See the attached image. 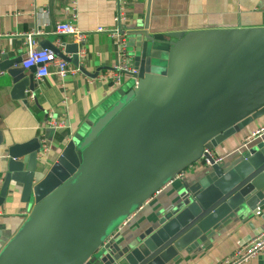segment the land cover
Here are the masks:
<instances>
[{"label":"water","instance_id":"95a60500","mask_svg":"<svg viewBox=\"0 0 264 264\" xmlns=\"http://www.w3.org/2000/svg\"><path fill=\"white\" fill-rule=\"evenodd\" d=\"M150 2L143 27L125 34L129 70L122 74L126 85L137 84L81 123L48 170L39 138L10 145L0 128V207L31 205L0 249V264L175 263L264 205L263 136L222 163L208 157L194 180L171 187L166 204L117 231L207 157L205 150L214 152L264 116V27L152 32ZM45 47L90 78L101 71L80 65L76 43L61 42V51L48 42L39 50ZM22 61L0 59V74L10 80L11 99L28 106L37 68L24 70Z\"/></svg>","mask_w":264,"mask_h":264},{"label":"crops","instance_id":"0c3cea01","mask_svg":"<svg viewBox=\"0 0 264 264\" xmlns=\"http://www.w3.org/2000/svg\"><path fill=\"white\" fill-rule=\"evenodd\" d=\"M49 0H0V59L20 57L29 51L28 35L36 41L35 50L52 42L63 51L61 42L75 43L73 37H59L56 25L71 22L86 34L82 43L85 59L80 60L88 73L101 71L90 78L80 71L58 78L54 69L45 77H33L37 85L33 100L28 93V106L10 97V80L0 74V128L11 144H21L39 138L48 147V170L81 123L106 111L118 98V91H127L125 84L112 85L104 77L121 66L120 40L126 33L143 27L147 0H126V21L120 24L121 34L110 35L117 25L114 17L117 0H54L53 15L48 13ZM55 25V26H54ZM264 27V0H151L149 29L152 32H189L201 29ZM98 28L103 31H97ZM37 33V35H33ZM43 49H48L47 47ZM71 69L73 64L68 63ZM21 67V64L20 66ZM79 70V69H78ZM28 72V71H27ZM121 75V74H120ZM121 77V76H120ZM126 79V78H125ZM264 126V116L242 132L229 138L215 155H224L237 149L256 129ZM40 142V143H41ZM4 148L0 147V177ZM195 165L183 175L185 181L194 180L203 170ZM173 185L166 187L148 201L132 219L122 227L126 232L166 204ZM30 205L5 204L0 207V249L14 236L29 213ZM259 214L246 211L238 215L224 229L204 242L205 249L197 248L183 253L179 261L170 264H220L239 245L250 242L264 232V205ZM247 264H264L259 255Z\"/></svg>","mask_w":264,"mask_h":264},{"label":"built area","instance_id":"2783aa9c","mask_svg":"<svg viewBox=\"0 0 264 264\" xmlns=\"http://www.w3.org/2000/svg\"><path fill=\"white\" fill-rule=\"evenodd\" d=\"M126 9H127L126 0H117V11L114 17V22L117 25V27L112 32L106 31L109 32L110 35L113 36L115 35L116 37H118V35L121 34L120 24L126 21ZM97 31L100 32L103 31V29L98 28ZM56 34L59 37H63V36L73 37L75 43L79 46V50H78L79 61L85 59V51H83L82 48H80L82 46V43L85 42L86 39L85 33L78 31L71 22H66L56 25ZM33 35H37V33ZM28 42H29V51L21 63V67L24 70H28L31 67H36L37 68L36 76L42 78L49 75L50 74L49 69L53 68L54 74L60 79L65 78L67 75L75 74L79 72L78 68L71 69L66 61L57 57L51 50L48 49L35 50L34 47L36 46V41L32 40L31 35H28ZM119 56L121 59V66L118 69H116V72L110 73L104 77L105 80L109 81L114 86H119L121 84L120 76L123 75L122 73L129 70V67L126 62L127 52H126V40L124 34L120 40ZM132 73H135V71H132ZM134 82H135L134 84L136 85L137 79H135ZM263 136H264V126L260 129H256L249 137L243 140L241 145L237 147L236 150L230 153H225L224 155H215L214 152L205 150L204 154H206L207 157L202 156L198 162L193 164V166L198 165L199 167H203V168L209 166L210 159L208 157H211L215 164L222 163L236 151L245 149L248 146V144H250L253 140L260 139ZM47 152H48L47 144L45 141H43L41 142L40 158L43 159L44 156L47 155ZM183 175L184 173L177 175L168 185L183 179ZM168 185L164 186L161 190H159L156 193V196L160 192H162V190L168 187ZM136 212L131 216H129L120 225L117 231H120L122 227L127 225V223L132 219V217L136 214ZM22 214L24 216L28 215L27 212H23ZM258 214L259 211L257 212V215ZM259 255L264 257V232L256 236L252 240H250L249 243L237 246L232 251V253L228 257H226L220 264H247L250 260L254 259Z\"/></svg>","mask_w":264,"mask_h":264},{"label":"rangeland","instance_id":"374dc122","mask_svg":"<svg viewBox=\"0 0 264 264\" xmlns=\"http://www.w3.org/2000/svg\"><path fill=\"white\" fill-rule=\"evenodd\" d=\"M126 46H127V52H128V39H126ZM126 79H125V76H123V75H121V84L123 83V84H125L126 85ZM133 84H134V81L131 79V80H129L128 82H127V87H131V86H133ZM30 209H31V205H30V208H29V212H30Z\"/></svg>","mask_w":264,"mask_h":264},{"label":"bare ground","instance_id":"6f19581e","mask_svg":"<svg viewBox=\"0 0 264 264\" xmlns=\"http://www.w3.org/2000/svg\"><path fill=\"white\" fill-rule=\"evenodd\" d=\"M192 166H193V165H192ZM189 168H191V167H189ZM189 168H188V169H189ZM186 170H187V169H186ZM186 170H185V171H186ZM185 171H184L183 173H185Z\"/></svg>","mask_w":264,"mask_h":264},{"label":"flooded vegetation","instance_id":"af4514ba","mask_svg":"<svg viewBox=\"0 0 264 264\" xmlns=\"http://www.w3.org/2000/svg\"><path fill=\"white\" fill-rule=\"evenodd\" d=\"M175 183V182H174Z\"/></svg>","mask_w":264,"mask_h":264}]
</instances>
